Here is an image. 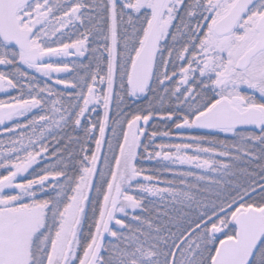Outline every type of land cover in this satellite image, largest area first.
<instances>
[{
  "label": "snow or ice",
  "instance_id": "1",
  "mask_svg": "<svg viewBox=\"0 0 264 264\" xmlns=\"http://www.w3.org/2000/svg\"><path fill=\"white\" fill-rule=\"evenodd\" d=\"M0 264H264V0H0Z\"/></svg>",
  "mask_w": 264,
  "mask_h": 264
}]
</instances>
